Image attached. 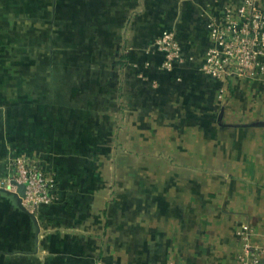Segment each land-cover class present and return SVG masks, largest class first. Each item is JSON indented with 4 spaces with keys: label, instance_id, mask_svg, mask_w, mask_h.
<instances>
[{
    "label": "crops",
    "instance_id": "0c3cea01",
    "mask_svg": "<svg viewBox=\"0 0 264 264\" xmlns=\"http://www.w3.org/2000/svg\"><path fill=\"white\" fill-rule=\"evenodd\" d=\"M240 2L0 0V182L17 151L57 196L35 219L0 191V264H238L240 227L264 241V77L221 94L199 70ZM165 30L191 58L171 70Z\"/></svg>",
    "mask_w": 264,
    "mask_h": 264
},
{
    "label": "built area",
    "instance_id": "2783aa9c",
    "mask_svg": "<svg viewBox=\"0 0 264 264\" xmlns=\"http://www.w3.org/2000/svg\"><path fill=\"white\" fill-rule=\"evenodd\" d=\"M263 1L227 3L220 16L207 24L209 45L202 55L199 70L223 84L221 94L233 78L264 77ZM149 51L162 54L159 63L162 70H171L175 64L191 59L182 54L176 35L170 30L157 34L149 44ZM148 65L146 62L144 67ZM3 170L2 181L30 217L37 219L40 208L56 200L54 174L45 172L37 159L11 151L3 158ZM237 234L242 241L238 264H264V241H252L246 225L240 227Z\"/></svg>",
    "mask_w": 264,
    "mask_h": 264
},
{
    "label": "rangeland",
    "instance_id": "374dc122",
    "mask_svg": "<svg viewBox=\"0 0 264 264\" xmlns=\"http://www.w3.org/2000/svg\"><path fill=\"white\" fill-rule=\"evenodd\" d=\"M0 191L2 192H5V193H11L14 197L13 198H16L17 200V197L16 195H14L10 190H9V187L7 186L6 183H4L3 181L0 182Z\"/></svg>",
    "mask_w": 264,
    "mask_h": 264
}]
</instances>
